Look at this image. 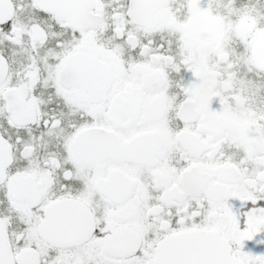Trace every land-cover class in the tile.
<instances>
[{
    "label": "snow or ice",
    "instance_id": "1",
    "mask_svg": "<svg viewBox=\"0 0 264 264\" xmlns=\"http://www.w3.org/2000/svg\"><path fill=\"white\" fill-rule=\"evenodd\" d=\"M0 264H264V0H0Z\"/></svg>",
    "mask_w": 264,
    "mask_h": 264
}]
</instances>
